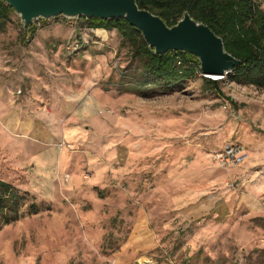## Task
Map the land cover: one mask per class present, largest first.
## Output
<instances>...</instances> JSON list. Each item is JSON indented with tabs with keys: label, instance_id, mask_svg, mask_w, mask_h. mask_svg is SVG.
Segmentation results:
<instances>
[{
	"label": "rangeland",
	"instance_id": "1",
	"mask_svg": "<svg viewBox=\"0 0 264 264\" xmlns=\"http://www.w3.org/2000/svg\"><path fill=\"white\" fill-rule=\"evenodd\" d=\"M84 19L0 30V179L28 193L0 264H264V84L122 91L127 42Z\"/></svg>",
	"mask_w": 264,
	"mask_h": 264
},
{
	"label": "trees",
	"instance_id": "2",
	"mask_svg": "<svg viewBox=\"0 0 264 264\" xmlns=\"http://www.w3.org/2000/svg\"><path fill=\"white\" fill-rule=\"evenodd\" d=\"M135 3L158 15L166 25L174 24L187 12L220 36L224 50L239 60V64L225 74L230 81L256 87L264 84V12L253 0H135ZM11 13L12 9L0 0V30L10 21ZM84 21L89 28L114 29L121 40L127 42L131 58L138 63V71L133 70L129 80L120 75L116 85L122 91L140 96L165 94L199 72L197 60L189 53H153L140 33L121 18H85ZM35 29L31 24L26 31L22 30L31 38ZM203 80L205 88L220 91L217 80L205 77ZM226 99L232 102L229 96ZM27 196V191L0 179V228L21 217L20 207ZM36 211L35 202H29L26 212Z\"/></svg>",
	"mask_w": 264,
	"mask_h": 264
},
{
	"label": "water",
	"instance_id": "3",
	"mask_svg": "<svg viewBox=\"0 0 264 264\" xmlns=\"http://www.w3.org/2000/svg\"><path fill=\"white\" fill-rule=\"evenodd\" d=\"M20 18L23 30L39 18L83 17L121 18L134 27L155 54L168 51L189 53L198 61L202 76L219 79L239 64L226 52L220 36L206 24L192 19L187 12L172 25L156 14L139 8L135 0H2Z\"/></svg>",
	"mask_w": 264,
	"mask_h": 264
},
{
	"label": "built area",
	"instance_id": "4",
	"mask_svg": "<svg viewBox=\"0 0 264 264\" xmlns=\"http://www.w3.org/2000/svg\"><path fill=\"white\" fill-rule=\"evenodd\" d=\"M177 63H178V61H177ZM213 80H216V79H213ZM223 149L224 150L221 153L224 154V159L228 160V158H229L231 160H237L238 155H239L238 148L227 145Z\"/></svg>",
	"mask_w": 264,
	"mask_h": 264
}]
</instances>
